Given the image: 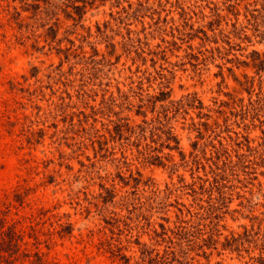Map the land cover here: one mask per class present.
<instances>
[{
    "label": "rangeland",
    "instance_id": "1",
    "mask_svg": "<svg viewBox=\"0 0 264 264\" xmlns=\"http://www.w3.org/2000/svg\"><path fill=\"white\" fill-rule=\"evenodd\" d=\"M7 226L11 264H262L264 0H0Z\"/></svg>",
    "mask_w": 264,
    "mask_h": 264
},
{
    "label": "trees",
    "instance_id": "2",
    "mask_svg": "<svg viewBox=\"0 0 264 264\" xmlns=\"http://www.w3.org/2000/svg\"><path fill=\"white\" fill-rule=\"evenodd\" d=\"M231 166H232L231 164H224L220 167L216 166V168L211 171L213 178L225 177L228 174V171L231 168ZM216 188H219V187H216ZM17 239H18V233L14 232L13 226H9V227L7 226L4 229L3 227H1L0 229V264H11L12 263L10 262L9 258H4V257H5V253H9L10 256L15 255L14 253L16 252H15L13 243H15ZM25 253H22V254H25ZM33 256H34V264H45L46 263L42 261L41 255L38 252H35ZM259 261H261V263L264 264V260L262 258H259Z\"/></svg>",
    "mask_w": 264,
    "mask_h": 264
}]
</instances>
